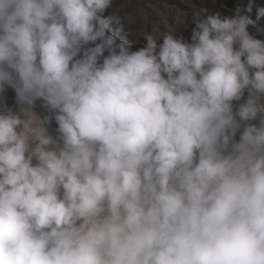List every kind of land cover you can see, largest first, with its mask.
I'll return each mask as SVG.
<instances>
[{
	"label": "clouds",
	"instance_id": "obj_1",
	"mask_svg": "<svg viewBox=\"0 0 264 264\" xmlns=\"http://www.w3.org/2000/svg\"><path fill=\"white\" fill-rule=\"evenodd\" d=\"M112 5L0 0V264H264L255 21L201 9L134 49Z\"/></svg>",
	"mask_w": 264,
	"mask_h": 264
},
{
	"label": "rangeland",
	"instance_id": "obj_2",
	"mask_svg": "<svg viewBox=\"0 0 264 264\" xmlns=\"http://www.w3.org/2000/svg\"><path fill=\"white\" fill-rule=\"evenodd\" d=\"M261 7H264V0H113L112 7L105 15L127 17L124 22V32L121 35L127 34L128 40L134 42L135 49L145 44L143 35H140L143 32L171 31L175 35L182 33L186 38L189 37L193 15L201 9H207L209 12L219 10L231 15L239 8L242 13L255 21L249 31L258 38L264 39V17L257 19V9ZM111 26L113 29L118 27L115 22ZM4 100L15 110V92L11 88H8L4 94ZM35 111L41 117L51 115L42 107V102L39 100L36 101ZM56 127L53 118L49 126L53 136L56 135Z\"/></svg>",
	"mask_w": 264,
	"mask_h": 264
}]
</instances>
